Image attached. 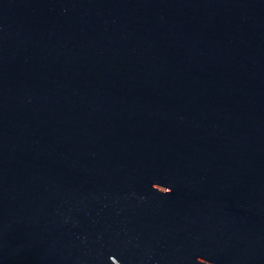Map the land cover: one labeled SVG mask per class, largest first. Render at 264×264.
<instances>
[{"label":"water","instance_id":"water-1","mask_svg":"<svg viewBox=\"0 0 264 264\" xmlns=\"http://www.w3.org/2000/svg\"><path fill=\"white\" fill-rule=\"evenodd\" d=\"M0 264H264V0H0Z\"/></svg>","mask_w":264,"mask_h":264}]
</instances>
